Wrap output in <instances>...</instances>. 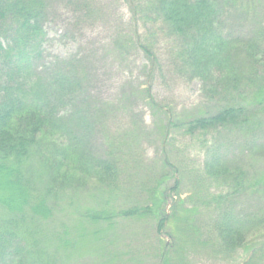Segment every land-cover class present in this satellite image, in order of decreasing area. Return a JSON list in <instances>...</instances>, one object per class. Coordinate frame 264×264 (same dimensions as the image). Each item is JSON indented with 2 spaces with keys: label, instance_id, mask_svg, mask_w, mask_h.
<instances>
[{
  "label": "trees",
  "instance_id": "1",
  "mask_svg": "<svg viewBox=\"0 0 264 264\" xmlns=\"http://www.w3.org/2000/svg\"><path fill=\"white\" fill-rule=\"evenodd\" d=\"M126 1L135 17L160 23L174 72L201 80L213 102L190 118L167 116L165 126L214 132L198 177L226 189L206 200V219L178 193L163 211L165 173L147 201L113 207L124 195L127 168L117 150L125 135L116 137L108 107L88 92L80 60L38 66L47 0H0V264H66L81 240L106 239L117 216L154 217L158 232L168 230L173 243L159 247L158 264H191L195 247L232 263L242 252L233 264H264V236H253L264 228V0ZM139 47L156 61L150 43ZM147 98L161 110L149 91ZM89 174L107 208L62 220ZM173 178L178 190L183 177L175 170Z\"/></svg>",
  "mask_w": 264,
  "mask_h": 264
},
{
  "label": "rangeland",
  "instance_id": "2",
  "mask_svg": "<svg viewBox=\"0 0 264 264\" xmlns=\"http://www.w3.org/2000/svg\"><path fill=\"white\" fill-rule=\"evenodd\" d=\"M47 2L42 58L38 66L49 61L80 60L89 74L88 92L93 100L108 107L107 121L117 130L116 137L125 135V145L117 150L127 168L124 195L111 202L112 206L118 208L123 201L127 205L147 201L157 177L161 179L165 173L169 178L163 184L167 193L163 202L165 213L173 210L178 193L189 205L200 206L202 219L212 215L213 209L206 207V200H212L214 194L225 191L226 187L216 185L210 178L200 180L198 171L204 164L206 147L214 132L191 136L181 126L168 127L165 123L167 116L190 118L213 102L207 99L201 80L174 72L169 60L171 41L160 23L135 17L126 0ZM138 39L152 45L156 61L149 60L140 49ZM148 91L160 111L149 104ZM97 135L99 150L103 151L101 141L105 142L106 132L100 131ZM165 161L170 164L166 166ZM175 170L183 177L178 190L172 188ZM82 180L86 185L69 206L70 214L61 216L64 221L73 223L82 211L107 206L100 196L99 181L90 174L83 175ZM156 222L154 217L130 220L117 216L105 232L106 239L81 240L78 252L70 253L66 264H158L159 247H167L173 240L168 230L158 232ZM253 236H264V228L255 229ZM189 252L191 264H233L243 260L242 252L233 263L202 247Z\"/></svg>",
  "mask_w": 264,
  "mask_h": 264
}]
</instances>
